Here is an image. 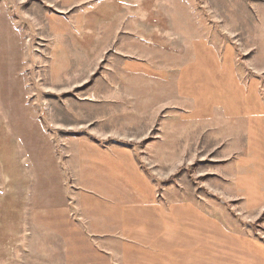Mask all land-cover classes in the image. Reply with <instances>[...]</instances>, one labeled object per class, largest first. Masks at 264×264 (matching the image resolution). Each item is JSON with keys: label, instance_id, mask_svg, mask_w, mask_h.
<instances>
[{"label": "rangeland", "instance_id": "rangeland-1", "mask_svg": "<svg viewBox=\"0 0 264 264\" xmlns=\"http://www.w3.org/2000/svg\"><path fill=\"white\" fill-rule=\"evenodd\" d=\"M58 1L0 0L9 264H264V0Z\"/></svg>", "mask_w": 264, "mask_h": 264}, {"label": "crops", "instance_id": "crops-1", "mask_svg": "<svg viewBox=\"0 0 264 264\" xmlns=\"http://www.w3.org/2000/svg\"><path fill=\"white\" fill-rule=\"evenodd\" d=\"M103 7L111 6L102 0ZM82 0H59L58 6L67 8L81 5ZM31 175L23 163L10 128L0 124V264L24 253L28 246L31 221L28 200ZM50 225V224H49ZM31 228V226H30Z\"/></svg>", "mask_w": 264, "mask_h": 264}]
</instances>
